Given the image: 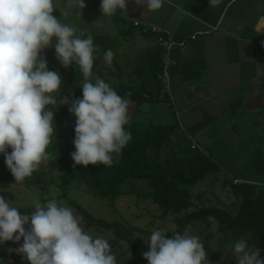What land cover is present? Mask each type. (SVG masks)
I'll use <instances>...</instances> for the list:
<instances>
[{"label":"clouds","instance_id":"obj_1","mask_svg":"<svg viewBox=\"0 0 264 264\" xmlns=\"http://www.w3.org/2000/svg\"><path fill=\"white\" fill-rule=\"evenodd\" d=\"M128 2L101 0L100 10L105 17L115 15L117 10L126 15ZM163 2L135 0L137 5H146L150 13L159 10ZM219 3L209 0L210 7ZM72 5L80 10L86 7L84 0H69ZM56 10L54 0H0V154L16 184H22L41 163L52 158L47 149L56 132L53 122L59 106L69 105V112L76 117L75 151L70 154L73 167H111L132 139L125 128L129 101L104 79H91L94 52L98 50L93 36L84 38L78 27L53 15ZM54 39L59 62L65 68L75 64L84 77L82 99L74 98L71 103L69 97L61 95L59 101L55 97L62 78L58 71L49 70L43 55ZM113 57L108 49L103 59L110 65ZM32 205L35 211L30 216L22 215L19 208L0 196V244L19 243L23 238L15 251L30 264H117L108 239L85 231L82 218L71 207L56 198L43 203L33 199ZM207 219L218 227L215 217ZM166 234L165 229H155L145 242L149 250L143 257L148 264H210L200 237L188 228L182 234L172 233L171 238ZM231 250L236 264H264L260 248L243 236L232 242Z\"/></svg>","mask_w":264,"mask_h":264},{"label":"trees","instance_id":"obj_2","mask_svg":"<svg viewBox=\"0 0 264 264\" xmlns=\"http://www.w3.org/2000/svg\"><path fill=\"white\" fill-rule=\"evenodd\" d=\"M84 38L91 34L82 29ZM123 31V30H122ZM132 28L121 33L124 36L134 35ZM93 36L97 51L94 52L93 68L97 67L103 59L106 50L114 51L118 44L114 39L104 35ZM55 39L53 46L46 49L43 55L47 59L49 70L58 71L62 78L61 88L55 97H69V102L74 98L82 99L83 74L78 66L72 64L65 68L56 58ZM152 51L148 49L142 53L136 67L130 73L128 80L120 77L119 82H111L102 70H99L103 79L117 92L118 95L135 103L134 115L129 118L126 130L131 133V141L122 149L118 160H114L111 167L104 165H74L71 153L75 151V121L76 117L69 112V105L59 106L54 116L53 126L56 128L52 142L47 151L52 153V158L41 163L39 168L26 178L21 185L27 189L42 191L39 200L56 198L58 201L66 199L71 207L81 214L85 226L95 229L100 233L111 232L107 237L113 253L116 255L117 264H148L143 253L149 250L148 241L154 228H142L134 223L123 220L107 221L96 217L82 204L70 196L74 183L85 184L87 189L102 200L115 202L121 198L123 188L127 184H136L139 181L147 182L151 187V195L161 214L159 218L164 221L169 219L175 230L167 227V238L172 233H183L186 228L201 227L206 232L204 247L208 256L215 254L212 243H217L218 250H223L234 240L243 236L249 244H256L264 259V185L259 189H247L242 183L235 182L222 170L213 153L207 154L196 147L187 133H180L176 123L166 124L150 121L141 123L135 119L136 113L145 104H155L157 96L151 89L152 82L162 83L160 76L163 73L162 48L155 46ZM119 70H121L119 68ZM9 153L11 148L8 149ZM225 172L223 186L232 185L234 194L238 197L237 211L233 214L225 202L206 204L205 194L194 193V188L209 180L215 183ZM7 181H15L14 176L5 164V157L0 154V185ZM57 187L60 194L49 196L50 188ZM256 192L248 196L249 191ZM250 192V193H252ZM136 193V192H131ZM140 195V193H137ZM0 196L7 199H16L12 192L0 190ZM32 206V205H31ZM27 207V208H26ZM26 205L19 211L23 215L28 212ZM213 216L219 222L217 228L208 221L207 217ZM151 225V226H152ZM156 226V227H155ZM26 229L28 226H25ZM121 241L125 243L121 244ZM23 243L13 241L0 244V264H30L15 249ZM217 252V251H216ZM228 264H236L234 257Z\"/></svg>","mask_w":264,"mask_h":264},{"label":"crops","instance_id":"obj_3","mask_svg":"<svg viewBox=\"0 0 264 264\" xmlns=\"http://www.w3.org/2000/svg\"><path fill=\"white\" fill-rule=\"evenodd\" d=\"M63 1L65 5L59 1L57 6L70 12L73 5ZM85 5L77 11L84 17L77 20L78 29L96 35L99 29L86 20H100L101 0H86ZM116 14L109 17L112 22L119 18L133 26L137 21L158 26L175 44L167 83L153 81L151 86L158 98L155 104L168 103L169 110L161 113L170 115L169 124L176 123L180 133L190 135L194 145L213 153L215 160H240L228 137L245 129L259 138L264 134V0H220L215 7L209 0H164L151 13L146 5L129 0L126 15L120 10ZM134 28L147 50L157 43V34ZM250 157L263 160V153ZM257 172L264 174V167ZM252 179L235 178L249 190L258 184Z\"/></svg>","mask_w":264,"mask_h":264},{"label":"rangeland","instance_id":"obj_4","mask_svg":"<svg viewBox=\"0 0 264 264\" xmlns=\"http://www.w3.org/2000/svg\"><path fill=\"white\" fill-rule=\"evenodd\" d=\"M59 1L65 5L63 0H54L57 10L54 11L53 15H55L58 19H61L63 23L79 27L80 25L78 24V21L80 20V16L82 19H84V17L83 15L77 14L78 7L73 5L71 7L72 10L69 12L66 8L62 9V6H59L60 8L57 6ZM84 1L86 2V0ZM90 18L91 17H88L86 22L90 24L92 28L95 27L96 29H99L96 30V35L108 36L118 42V44L120 43L113 51L114 57L110 65L107 64L104 59H102L100 64L92 69V81L94 82L96 77L103 79L99 73V70H102L105 77L111 82H119V80H121L120 77L124 80H128L130 73L136 67L137 62L140 59V56L142 53L147 51V47H145L143 39L138 37L139 34L124 36L121 33L126 32L130 28H132L131 32L138 33V29L134 28L133 24H129L128 22H125L119 18L112 22L109 17H105L103 14L100 17L101 20L99 26L96 25V21L90 20ZM142 36L145 37L146 35L142 34ZM148 43H150V40H148ZM149 46L151 47L148 48H150L152 51L156 49L155 46L160 47L158 43ZM95 58L96 57L94 56V59ZM119 68L121 70H119ZM135 106V103L129 102L130 119L134 115ZM162 110H169L168 103L162 102L160 106L158 104H145L140 107V110H138L136 113L135 119L137 121H142L141 123L154 121L169 124V120L171 119L168 118V116L170 115L168 113H161ZM255 135L256 133H249L247 129H245L243 132L238 131L234 137L230 135L231 137H228L230 146H233L234 148L236 147V153H239V157L237 156V159L240 158V155L242 158L240 160L218 161L222 166V170L229 172V174H227L229 178L233 180L235 178L241 179L245 176L252 177L256 182L258 181L257 188L259 189L262 187V185H264V174L257 172V169H259L260 166L264 167V140L262 139L264 138V134L261 132L260 138L258 137V134L256 136ZM260 153H263V160H249V158H252L250 157L252 154L258 155ZM236 168L239 171H237ZM223 171L221 172V178H219L215 183H212V181L209 182L208 180L198 184L193 190L195 194H199L200 192L205 194L204 198H207L208 200L207 202L205 201L206 204H214L219 202V200L221 202H225L228 205L227 207H229V209L234 214L238 207V197L234 194L232 185H222L226 174ZM239 182L240 181H238V183ZM0 190L15 194L16 199H7V201L12 206L20 209L26 205H30V207H28L29 211L24 213L29 216L35 211L32 205L33 199H40L43 195L42 191L27 189L25 186L16 184V182L13 181L2 183L0 185ZM60 192L61 190H59V188L51 187L49 196L58 195ZM250 192H252V190L249 191L247 194L248 196H253L255 193L254 191L252 193ZM70 193V196L73 199L89 209L92 214L98 218H102L107 221L125 219V221L127 220L128 222L134 223L138 226H141L142 228H154V225L152 224L156 223L157 227H159L158 229L166 230L167 227H170L171 229L175 230L174 224H172L169 219L162 221L159 218L161 212L153 200L150 185L145 181H139L134 185L129 183L124 186V195L115 202L98 198L92 192H90L83 183H74ZM137 193H140V195ZM60 202H62L65 206L71 207L66 199H63ZM71 208L74 210V213L77 216L82 217L75 208ZM81 224L84 230L93 236H100L101 234H104L107 237L112 236L111 232L100 233L95 229L87 228L84 221H82ZM190 231L192 234L198 235L202 242L204 241L206 232H203L200 226L191 228ZM212 246L215 250V254L208 256L210 264H228V262L234 257L231 250L232 245L223 250H218L217 243L215 241V243H212Z\"/></svg>","mask_w":264,"mask_h":264},{"label":"built area","instance_id":"obj_5","mask_svg":"<svg viewBox=\"0 0 264 264\" xmlns=\"http://www.w3.org/2000/svg\"><path fill=\"white\" fill-rule=\"evenodd\" d=\"M135 27H141V30L143 33H154L157 34V43L164 49L165 54L163 55V63H164V72L160 76V79L164 82L167 83V78H168V69L171 64V54L173 52V48L175 46L174 42L168 38L166 39L163 34L168 33L167 30L162 29L158 26L154 25H144L141 22L137 21L134 22ZM166 85V84H165Z\"/></svg>","mask_w":264,"mask_h":264}]
</instances>
